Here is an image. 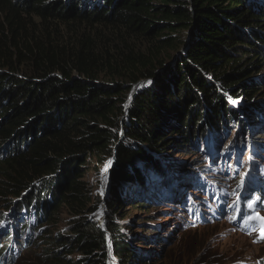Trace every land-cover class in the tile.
Segmentation results:
<instances>
[{
	"label": "trees",
	"instance_id": "obj_1",
	"mask_svg": "<svg viewBox=\"0 0 264 264\" xmlns=\"http://www.w3.org/2000/svg\"><path fill=\"white\" fill-rule=\"evenodd\" d=\"M263 70L264 0H0V216L16 221L7 237L38 242V264H112L109 231L115 257L130 264L137 242L114 216L125 201L152 203L126 198L123 186L158 176L163 188L172 178L159 157L203 142L216 155L264 153L255 137ZM114 151L106 231L92 217L103 199L85 176L92 158L103 165ZM64 209L69 223L55 233ZM0 241L3 252L10 243ZM16 257L0 253V264Z\"/></svg>",
	"mask_w": 264,
	"mask_h": 264
},
{
	"label": "rangeland",
	"instance_id": "obj_2",
	"mask_svg": "<svg viewBox=\"0 0 264 264\" xmlns=\"http://www.w3.org/2000/svg\"><path fill=\"white\" fill-rule=\"evenodd\" d=\"M262 74H264V70ZM255 130L256 142L264 143V127L255 126ZM225 137L227 138V136ZM206 145V142H203L198 151L190 148L186 153H181L174 149L167 152L166 155L160 156L159 159L162 158L163 163L161 165L169 167L165 172L166 176L172 178L163 188L159 186L165 179H161L157 183L158 176H151L145 185L123 186L126 198L140 195L143 198H148L152 203L150 209H146V207L139 209L133 207L136 202L125 201L124 207L114 216L123 237L129 242H133V238H135L137 242L132 246L134 255L130 264H260L261 261H263L261 264H264V239L259 238L261 234L259 222L253 220L252 229L247 230L242 224L235 222L231 215H222L219 218H214L211 222L196 226L187 214L189 200L193 197L200 199L198 198L201 197L200 186H207L198 176H207L215 181L219 179L224 184L228 183L229 178V183L235 184L237 178L243 177L244 170L233 178H231V170H229V176L222 172L220 164L223 163L219 162L220 158L229 157L226 151L227 147L219 149L220 155H216L217 149L208 148ZM248 150L235 151L231 156L243 155L241 162H246V165L249 163L250 156L251 160L255 161L264 158V154L248 152ZM212 154L216 156L212 157ZM106 163L101 165L95 158H92L91 166L94 165V167H91L85 176V179L100 193L101 188L106 192L110 185V174L107 178L103 169ZM104 172L105 176L103 177ZM191 172L194 173V176L190 181H187ZM103 179L106 180L105 184ZM172 195H175L176 199H171ZM164 197L168 198V202L166 204L159 203ZM230 199L228 198V202ZM142 202L140 204L148 203L146 200H142ZM110 211L107 202L102 201L101 207L92 214V217L99 224H106L108 227ZM259 216L264 217V211H261ZM69 217L64 209L53 231L55 233L64 232L69 223ZM12 219L15 221L11 212H5L0 216V240L4 236V240H8L10 243L8 234L1 233V231L4 220L11 223V230L15 229ZM146 221H149L148 225H146ZM9 243L4 241L3 244ZM22 243L18 245V254L12 264H38V253L41 249L38 248V242L33 243L31 240L29 243ZM31 244L34 246L29 249L31 251H24L23 248L26 249V246ZM1 245L0 241V250ZM8 249L9 246L0 253L4 256ZM16 253L17 251L14 250V255ZM116 260L120 264L118 257Z\"/></svg>",
	"mask_w": 264,
	"mask_h": 264
},
{
	"label": "water",
	"instance_id": "obj_3",
	"mask_svg": "<svg viewBox=\"0 0 264 264\" xmlns=\"http://www.w3.org/2000/svg\"><path fill=\"white\" fill-rule=\"evenodd\" d=\"M152 81H150V79H145V80H140L139 82L133 84L131 90H130V93L126 99V103H125V113L129 111L131 105L133 104V100L135 98V96L141 92L143 89L147 88L149 86V84L151 83ZM125 116V115H124ZM124 129H122V133H123ZM120 139H123V135H121V138ZM120 142V141H119ZM119 142L117 143V145L119 144ZM116 150V148H115ZM115 157H116V151H114L113 155L108 158L107 160V166L104 168L106 170V175H107V178L109 176V172L112 170V168L115 166V163H116V160H115ZM108 191H109V187L107 189L106 192H104V190L101 188V197L103 199V202H107V195H108ZM106 229V231L108 230V227L106 224L103 225ZM106 238H108V242H109V256L111 257V261H112V264H118V262L116 261V257L113 253V238H112V235L109 231H107V234H106Z\"/></svg>",
	"mask_w": 264,
	"mask_h": 264
},
{
	"label": "snow or ice",
	"instance_id": "obj_4",
	"mask_svg": "<svg viewBox=\"0 0 264 264\" xmlns=\"http://www.w3.org/2000/svg\"><path fill=\"white\" fill-rule=\"evenodd\" d=\"M231 102L233 104L237 103L235 100H232ZM242 184H243V181H241V185ZM253 204H254V202L253 201H250L249 202V207L252 208L253 207ZM248 219H249V221L255 220V221L259 222L260 227H261V234H260V237L259 238L264 239V217H261V216H259L257 214V215H254V216H250Z\"/></svg>",
	"mask_w": 264,
	"mask_h": 264
},
{
	"label": "bare ground",
	"instance_id": "obj_5",
	"mask_svg": "<svg viewBox=\"0 0 264 264\" xmlns=\"http://www.w3.org/2000/svg\"><path fill=\"white\" fill-rule=\"evenodd\" d=\"M107 164H108V163H106V164H105L104 168L107 166ZM104 168H103V169H104ZM104 171L106 172V170H105V169H104ZM105 172L103 173V177L105 176ZM103 181H104V184H105V181H106V180H105V179H103ZM116 261H117V260H116Z\"/></svg>",
	"mask_w": 264,
	"mask_h": 264
}]
</instances>
